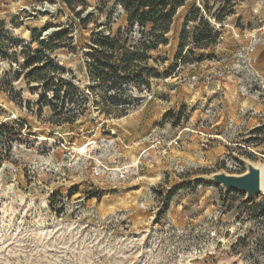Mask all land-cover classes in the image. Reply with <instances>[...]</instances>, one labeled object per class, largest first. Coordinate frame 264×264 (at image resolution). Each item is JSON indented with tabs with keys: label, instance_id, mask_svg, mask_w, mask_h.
Masks as SVG:
<instances>
[{
	"label": "rangeland",
	"instance_id": "obj_1",
	"mask_svg": "<svg viewBox=\"0 0 264 264\" xmlns=\"http://www.w3.org/2000/svg\"><path fill=\"white\" fill-rule=\"evenodd\" d=\"M258 10L254 0H184L168 44L149 64L167 70L184 28L188 61L178 58L175 76L152 78L150 86L108 90L90 80L88 62L93 32L117 34L127 24L119 2L0 0V36L13 39L0 56V264H264V193L247 200L243 191L200 179L245 172V159L264 163L252 138L242 147L234 133L230 148L217 151L201 146L215 137L199 130H244L242 114L256 113L264 143V114L251 108L264 96L249 63L264 29ZM200 16L220 31L217 45H193ZM57 32L64 36L53 51L34 40L50 43ZM37 51L83 94L64 109L55 110L53 91L25 67ZM200 53L210 57L197 62ZM105 97L130 106L108 113ZM227 108L232 116L222 123Z\"/></svg>",
	"mask_w": 264,
	"mask_h": 264
},
{
	"label": "trees",
	"instance_id": "obj_2",
	"mask_svg": "<svg viewBox=\"0 0 264 264\" xmlns=\"http://www.w3.org/2000/svg\"><path fill=\"white\" fill-rule=\"evenodd\" d=\"M116 1L119 2L127 14V24L123 29H119L117 34L113 32L109 34H104L101 31L93 32L95 40L91 47L93 52L90 53L93 60L88 62L90 80L99 89L107 87L108 90H115L122 88L124 85L129 86L131 82L150 86L152 78L159 79L175 76L174 70L178 64V58L182 57V61L187 62L188 57L185 58V56L187 54L190 56L193 51V48L190 46L186 50L185 55L182 56L187 45L186 41L189 38L186 28L181 32L175 60L165 72H160L158 67L150 65L149 60L153 51H156L162 45L168 44V34L173 25L175 10L184 4V0ZM66 2L69 6L74 5V0H66ZM205 9L209 10L208 4L205 5ZM196 11L200 12L201 9L197 8ZM216 18L221 20L219 16ZM81 20L83 23H86L89 20V16ZM199 20V23L205 26V28L201 29V25L195 28L192 38L193 45L205 48L217 45L221 41L219 39L220 31L213 27L211 22L204 16H200ZM33 32L40 33L38 30H34ZM136 33L140 35L137 41L133 40ZM35 36L34 40L40 46L53 51L58 45L56 41L64 36V32L53 33L50 43H45L40 39L39 35ZM12 42L13 39L7 42L6 39L0 36L1 57L8 56V50L11 48ZM14 42L17 45L24 43V41L18 38ZM24 46L22 47L25 48ZM22 50L26 54V51ZM16 51L15 53H17ZM207 57L210 56L200 53L196 61L202 62ZM25 67L31 69L30 77L33 81L43 82L47 88V92L48 90L53 91L51 101H55L53 105L55 110L64 109L70 102L74 103L75 97L83 95L79 93L78 88L72 82L65 81L60 76V72L64 69L49 54L44 57L42 51L35 52L33 56H28L25 61ZM45 98H48V95ZM101 103L102 109L108 113L112 112L114 108H118L119 111L125 113L126 107L130 106L126 99L112 102L107 97L103 98ZM67 117H69L68 119L71 122L74 121V116ZM197 183L203 184L202 181H197ZM182 187L184 186L180 188ZM178 188L177 186L174 187L165 196V210L168 209L174 196L178 193Z\"/></svg>",
	"mask_w": 264,
	"mask_h": 264
},
{
	"label": "crops",
	"instance_id": "obj_3",
	"mask_svg": "<svg viewBox=\"0 0 264 264\" xmlns=\"http://www.w3.org/2000/svg\"><path fill=\"white\" fill-rule=\"evenodd\" d=\"M255 6L259 7V12H257V15L261 18V21L264 23V0H254ZM258 39L254 42L251 52L249 53V63L253 69L254 74L257 76L258 80L264 87V29L259 33ZM264 92V91H263ZM264 97V96H263ZM255 101V100H254ZM253 101V105L251 108H253L255 111H258L260 113L264 114V102L258 100V103ZM227 114L232 116V110L227 108L226 112L222 113L220 115V122L223 123V121H226L228 116ZM254 116L248 117V119L245 118V116L242 114V118L240 119L239 123L247 122L244 124V130H224L225 126H220V130H204L199 129L200 131L209 134L211 137L220 136L221 139L224 141V145H221L220 140L212 139L210 142V148L212 150H220L223 148L224 150H228L230 148V145L233 144V136L234 133H239L241 136L240 139H243L239 141L240 143H248V138L250 137L252 146L254 148L261 149L262 146H264V143L261 139V130L260 123L263 118L255 116L256 113H252ZM258 115V114H257ZM246 125V126H245ZM213 127V126H212ZM133 131V130H132ZM183 133V132H182ZM219 138V137H218ZM204 139H202L203 141ZM229 146V148H228ZM258 146V147H256ZM264 154V153H263Z\"/></svg>",
	"mask_w": 264,
	"mask_h": 264
},
{
	"label": "water",
	"instance_id": "obj_4",
	"mask_svg": "<svg viewBox=\"0 0 264 264\" xmlns=\"http://www.w3.org/2000/svg\"><path fill=\"white\" fill-rule=\"evenodd\" d=\"M246 170L240 174L228 173L225 171L214 172L211 175L201 176L210 182L220 184L225 190H238L246 193V199L251 200L261 192L262 164H254L245 159Z\"/></svg>",
	"mask_w": 264,
	"mask_h": 264
},
{
	"label": "built area",
	"instance_id": "obj_5",
	"mask_svg": "<svg viewBox=\"0 0 264 264\" xmlns=\"http://www.w3.org/2000/svg\"><path fill=\"white\" fill-rule=\"evenodd\" d=\"M263 88H264V87H263ZM262 101L264 102V97H263V100H262ZM204 135H205L207 138H213V137H211V136H210L209 134H207V133H204ZM238 145H239V146H242V147H245V146H246V145H244L243 143H238ZM201 146H202L204 149H209V148H210V141H209V139L203 140V141L201 142ZM249 148H250V146H249ZM250 149L253 151V153L257 154L258 156L261 157V159L264 160V154H263V153L258 152L256 149H254V147H251Z\"/></svg>",
	"mask_w": 264,
	"mask_h": 264
},
{
	"label": "bare ground",
	"instance_id": "obj_6",
	"mask_svg": "<svg viewBox=\"0 0 264 264\" xmlns=\"http://www.w3.org/2000/svg\"><path fill=\"white\" fill-rule=\"evenodd\" d=\"M86 146V145H85ZM85 146H82L81 149L82 151H84ZM250 161V160H249ZM261 192L264 193V163L262 164V181H261Z\"/></svg>",
	"mask_w": 264,
	"mask_h": 264
}]
</instances>
